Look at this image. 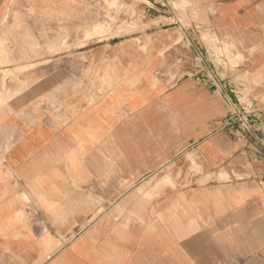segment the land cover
<instances>
[{"label": "crops", "instance_id": "crops-1", "mask_svg": "<svg viewBox=\"0 0 264 264\" xmlns=\"http://www.w3.org/2000/svg\"><path fill=\"white\" fill-rule=\"evenodd\" d=\"M138 1L143 19L159 21L158 30L170 24L166 19H176L169 0ZM191 1L200 8H229L233 28L243 26L242 14L243 27L260 29L264 23V0ZM177 39L161 31L133 37L111 56L102 52L111 43L98 40L96 58L114 57L118 67L84 70L92 79L80 87L75 80L61 79L76 77L77 69L37 70L28 77L48 79L28 86L25 97L36 100L0 107V264H35L47 252L48 236L60 241L76 235L46 264H58L73 253L85 264H264V160L257 154L264 150V65L249 70L258 84L235 89L230 84L226 90L216 75L200 68L204 78L184 84V98L219 106L224 101L230 114L223 128L235 113L231 109L238 113L228 131L178 135L173 93L162 101L159 94L166 88L158 83V71L172 60L169 46L181 43ZM244 43L264 55L263 36H249ZM146 45L151 46L148 53ZM190 122L184 117L182 123ZM194 123L206 125L207 120ZM244 156L251 159L245 162ZM190 157L204 173L217 172L228 160L227 167L244 175V181L219 197L210 190L199 195L193 227L159 228L152 219L143 227L113 219V209L141 208V189L157 187L153 176L159 170L168 167V174L173 170L169 166L176 165L189 172ZM189 198L181 193L166 199L185 205ZM88 199L105 206L92 207L88 216ZM101 209L103 215L90 225ZM144 210L156 219L157 199ZM129 251L137 254L135 261L103 256Z\"/></svg>", "mask_w": 264, "mask_h": 264}, {"label": "rangeland", "instance_id": "rangeland-1", "mask_svg": "<svg viewBox=\"0 0 264 264\" xmlns=\"http://www.w3.org/2000/svg\"><path fill=\"white\" fill-rule=\"evenodd\" d=\"M169 1L177 12L176 19H166L170 24L158 30L154 26L159 21H146L139 13L141 5L138 0H0V48L4 47V52L0 54V107L8 101L25 106L27 102L36 100L25 97L28 95V86L30 85V88L37 85L39 79H48L28 77L27 74H35L37 70L77 69L76 77L62 76L61 79L75 80L80 87L92 79L86 76L84 70L118 67L120 61L114 57L99 60L96 58L98 40L111 43L104 46L107 49L102 51L111 56L120 52L117 47L122 42L133 37L156 36L158 31H161L179 39L175 42H181L169 46L168 53H172V60L167 61V68L163 67L158 71L159 86L166 88V91L159 94V99L164 101L167 94L173 93L175 134L188 132L190 137L194 138L214 130L228 131L238 113L235 107L231 109L235 113L232 114L230 123L225 124L226 127L223 128L224 119L230 114L226 103L222 101L219 106L212 101L203 103L195 99L188 100L184 98L182 87L191 79L199 83L204 78L199 71L202 67H206L212 76L216 75L217 80H220L219 85L225 90L230 84L234 89L235 86L242 87L247 82L258 84V77H252L249 70L263 68L264 55H257V47L244 42L247 37L255 34L264 37V23L260 29L243 27L246 17L242 14L239 19L242 20L243 26L239 24L238 28H233L229 8H200L191 0ZM183 39L186 43H183ZM143 48L144 52L148 53L151 46L146 45ZM199 52L203 55H199ZM96 79L98 77H94V80ZM203 81L200 83H204ZM230 96L236 98L235 93ZM184 117H188L190 124L182 123ZM200 118L207 120V124L194 123ZM257 154L259 160H264V150ZM247 158L244 156L243 160L246 162ZM189 163V172H182L180 167L172 165L169 167H173V170L167 174L168 167H164L153 176V179H158L156 188L152 191L144 187L141 189L144 209L149 202L157 199L156 219L155 214H145V210L138 204L136 206L139 208L135 206L130 212H115L113 209V219L133 222L143 227L149 225L151 219L157 220L159 228L193 227L194 218H197L198 213L199 195L204 196L205 190H210L213 197H219L225 192H235V186L244 181V175L227 167L230 164L228 160L217 168V172L211 173L201 171L194 157L189 158ZM181 193L189 194L190 198L186 200L185 205L175 199H166L176 198ZM104 206L88 199L85 212L90 216L92 207ZM169 210L171 211L168 212ZM101 213L98 218L94 217L90 225L100 219L103 215L102 211ZM85 232L83 230L81 233ZM50 237L52 240L47 246L45 256L54 255L53 259L63 249L67 238L63 237L59 241ZM103 256L107 260L123 262L137 259V254L133 251L122 254L107 252ZM84 261V258L73 253L58 264H85Z\"/></svg>", "mask_w": 264, "mask_h": 264}, {"label": "bare ground", "instance_id": "bare-ground-1", "mask_svg": "<svg viewBox=\"0 0 264 264\" xmlns=\"http://www.w3.org/2000/svg\"><path fill=\"white\" fill-rule=\"evenodd\" d=\"M21 47V46H20ZM4 52V47L3 48H0V54H2ZM6 60H8L7 58H6ZM212 101V100H211ZM99 171V170H98ZM100 177V176H99ZM95 178V177H94ZM117 178V177H116ZM108 181H110V180H108ZM64 200V199H63ZM86 201V200H85ZM116 202V201H115ZM86 203V202H85ZM83 204V203H82ZM84 205V204H83ZM69 206H71V205H69ZM85 206V205H84ZM74 207V206H73ZM86 208V207H85ZM106 210V209H105ZM101 211L104 213V211L101 209L99 212H98V214H96V216H94V217H97L100 213H101ZM36 214V213H35ZM102 214V213H101ZM94 217L92 218V220L94 219ZM98 218V217H97ZM92 222V221H91ZM88 228V227H87ZM87 228L85 227L83 230H84V232L87 230ZM81 232V231H80ZM82 234V233H81ZM80 234V235H81ZM72 235V234H71ZM77 237V235L76 236H72L71 238H69V239H66V241H65V243H64V245L62 246V248H64L66 245H69L72 241L74 242V239ZM51 240H52V238L50 237V236H48L47 238H46V244H47V246L50 244V242H51ZM52 256H54V255H51V256H49V257H46L45 255L44 256H41L40 258H39V260L35 263V264H46L47 262H49V260H51L52 259Z\"/></svg>", "mask_w": 264, "mask_h": 264}]
</instances>
